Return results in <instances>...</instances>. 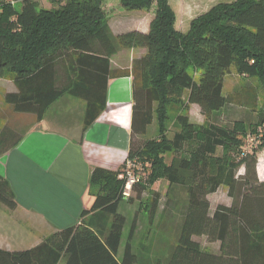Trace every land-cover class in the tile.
<instances>
[{"label": "trees", "instance_id": "1", "mask_svg": "<svg viewBox=\"0 0 264 264\" xmlns=\"http://www.w3.org/2000/svg\"><path fill=\"white\" fill-rule=\"evenodd\" d=\"M16 1H21L20 9ZM57 2L39 9L35 0H0V78L18 88L6 93L5 101L41 121L59 96L79 97L86 101V129L106 107L110 79L131 76V143L125 164H139L135 172L140 180L124 198L120 174L125 164L117 170L93 168L89 182L94 201L82 211L80 222L29 249L0 247V264H61L63 259L65 264L137 263L132 240L138 213L122 260L117 258L126 224L119 205L123 199L144 204L153 224L162 196L153 188L159 179L168 182L167 197L175 187L186 195L178 241L165 264H264V179L258 176L256 149L249 152L243 142L247 132L264 126V104L256 121L233 119L225 112L229 105L242 104L239 97L232 103L225 94L233 68L258 78L264 90V0L218 2L193 18L187 31L176 28L169 0ZM125 9H147L153 16L150 29L115 34L109 17ZM133 48L147 52L135 57L131 68H112L119 50ZM190 66L200 73L198 80ZM253 97L245 104H253ZM192 104L200 107L203 122L192 121ZM168 109L176 121L169 128ZM154 124L159 133L147 138ZM22 136L5 126L0 155ZM221 187L232 202L213 209L209 195ZM0 201L11 209L17 206L12 187L1 175ZM200 236L218 241V251L206 249Z\"/></svg>", "mask_w": 264, "mask_h": 264}, {"label": "crops", "instance_id": "2", "mask_svg": "<svg viewBox=\"0 0 264 264\" xmlns=\"http://www.w3.org/2000/svg\"><path fill=\"white\" fill-rule=\"evenodd\" d=\"M169 1L175 9L172 0ZM179 1L182 11L187 13L190 8L199 15L218 2L233 0H194L195 4H191L192 0ZM175 11L177 27L179 13ZM133 12L135 11L131 13ZM120 13L121 11L109 17V23L116 33L121 31L122 25L117 26L120 24L117 18ZM143 17L146 20L134 23L133 29L144 32L149 30L153 16L148 12L138 18ZM238 78L254 79L239 74L233 68L232 73L226 77L225 87L228 79ZM248 87L254 94V88L251 85ZM17 90L14 82L0 78V95ZM247 97L251 98V95ZM190 108L192 121L203 122L202 113L193 118V113L197 112V109L201 112L200 107L192 104ZM12 109L9 104L1 107L0 131L5 126L17 130L13 126L18 125V116H15ZM235 110L237 108L225 112L232 116ZM85 111L84 99L70 94L59 96L49 106L43 119L31 120L28 125L23 126L21 140L0 155V175L9 182L17 202V206L11 209L0 201L2 249L9 251L29 249L45 241L51 234L78 224L82 211L89 209L94 201L89 182L92 169L98 166L117 170L125 164L131 143L132 77L117 76L110 79L106 107L86 129L83 127ZM257 171L260 179H264L259 165ZM158 221L157 216L153 224H158ZM139 223L132 240L133 251L140 257L135 264H158L160 261V264H163L158 251L164 249V238L160 239V249L153 248L150 240L154 232L149 229L145 246L139 245L144 233L141 234L143 228ZM160 225L159 232L163 235V231L168 230L169 226L164 225L163 219ZM199 239L203 240L201 243L203 246L206 244L205 248L208 247V250L218 251V241H209L206 236H200ZM125 240L123 234L117 254L119 261L122 260ZM142 258L149 260L143 261ZM61 264H65V260Z\"/></svg>", "mask_w": 264, "mask_h": 264}, {"label": "rangeland", "instance_id": "3", "mask_svg": "<svg viewBox=\"0 0 264 264\" xmlns=\"http://www.w3.org/2000/svg\"><path fill=\"white\" fill-rule=\"evenodd\" d=\"M35 3L39 9L53 8L58 5L57 0H35ZM172 4L175 7L174 10H177V13H179L178 14V24L176 28L181 31H187L190 27V23L193 20V18H195L198 15L195 14L196 12L195 11L193 12V9H190V8H189L190 12L189 10L187 13L186 11H182L179 0H172ZM191 4H195L194 0L191 1ZM15 5L17 8L20 9L21 1H16ZM193 6L195 8V5ZM195 10H198V9H195ZM131 12L132 11H126L125 9L124 11H121L120 16L117 17L120 23L117 26L122 25L120 27L121 29L120 32L132 30L134 23H139V22H143L144 20H146L145 17L140 18V19L138 17H141L142 15L145 16L146 13L148 14L147 9H141V10H138V12L135 11L133 13ZM176 19H177V16H176ZM152 20H153V17H152ZM151 22L149 24V29L151 26ZM113 28L111 27L112 31L115 34H117ZM146 52H147L146 49H143V50L141 49H135V50L121 49L118 51L117 54H115L112 57L111 59L112 67L117 70H122V69H118L122 67L131 68L133 59L135 57L142 56ZM189 69L196 76V79L198 80L200 73L197 71V69L193 66H190ZM253 78L254 79L244 80V79L238 78L236 80H233V79L227 80L226 87H225V94L231 96L230 99L233 100L232 103H235V101L237 100V97H239V100L243 104L242 105L239 103H235L236 105L235 108H237V110L233 112L232 116L230 115L231 118L233 119L244 118L249 121H256L258 119L260 110L263 108V104H264V96H263L264 90L258 78L256 77H253ZM248 85H251L254 88V89L252 88L255 94V97H253V102H254L253 104H245L247 99L249 100V97L247 96L251 95V98L253 96L251 91H249ZM5 104H8L5 101V95L4 94L0 95V110H1V107L3 108ZM232 107L233 105H229V107H227L226 110L230 111ZM12 110H13V113L16 114L15 116H18V125H16V127L12 125L15 129H17V131H21V128L23 126L28 125L31 122V120L33 121L36 120V117L34 114L17 112L14 109ZM197 110H198L197 112L193 113L194 119L196 115L201 114V112H199V109ZM166 112L169 114V117L166 119V125L169 128L171 125L176 124V121H175V117L173 116V114L171 113L169 109L166 110ZM190 112H191V108H190ZM157 130H158L157 125L156 124L152 125V127L149 130L147 138L155 137L156 135H158L159 132ZM250 136H254L257 139L256 142H254L253 147L247 146ZM263 136H264V126H258L253 131H249L243 136L244 147L245 148L249 147V150H250L249 152H253L256 149L258 153V165L260 167V172L262 175H264V139H263ZM241 152H242L241 150L237 152L238 153L236 154L238 155L237 157H239V153L241 154ZM168 160H170V157H168ZM240 172H244V169H241L239 173ZM153 188L158 190L162 195L160 198L159 210L156 215L159 218L158 224L154 225L150 223L149 217H148V211H146V209L144 208L143 206L144 204L142 205L138 201L129 202L127 199H123L119 205V212L123 213L127 217V223L125 224V229L123 233L126 240L128 237L130 226L132 224V220L137 213H138V218H139L138 222H140L139 224L143 228L142 229L143 231L141 232V234L144 232L139 242V245L141 244L143 245V247L145 246L146 235L149 229L150 231L152 230L154 232L153 237L150 240L153 248L160 249L159 247V244L161 242L160 239L162 240V238H164V249L163 250L160 249L158 251L159 252L158 256L163 261V264H165L167 262L166 257L169 256L171 249L176 245L178 241V231H179L178 226L182 218L181 210H182V206H184L185 204L186 195L184 191L180 190L178 187H175L170 192L169 197H167L168 182L165 179L157 180L155 184L153 185ZM209 198L211 200L213 209L219 203L231 204L232 202L231 198L228 196L227 191L224 187H221L217 192L210 194ZM176 202H178V204ZM162 219L164 221V225L166 227L169 226V228L168 230L163 231L164 232L163 235L162 233L160 235L159 228L161 227L160 222ZM198 240L203 241L202 239H199V238ZM206 246L207 245L204 244V247ZM139 249H140V246H139ZM142 259L143 261L149 260L148 258H142ZM63 261L64 259L62 260V262Z\"/></svg>", "mask_w": 264, "mask_h": 264}, {"label": "built area", "instance_id": "4", "mask_svg": "<svg viewBox=\"0 0 264 264\" xmlns=\"http://www.w3.org/2000/svg\"><path fill=\"white\" fill-rule=\"evenodd\" d=\"M256 140V137L250 136L247 146L253 147V144L254 142H256ZM138 167L139 164L135 163L134 161L128 160L125 164L124 171L120 174V177L125 180L123 188L124 198H128L131 196L134 184H136L140 180V174L138 172H135V169H137Z\"/></svg>", "mask_w": 264, "mask_h": 264}]
</instances>
